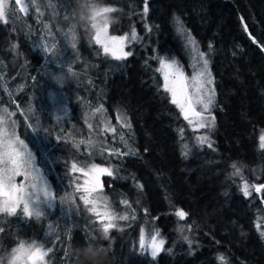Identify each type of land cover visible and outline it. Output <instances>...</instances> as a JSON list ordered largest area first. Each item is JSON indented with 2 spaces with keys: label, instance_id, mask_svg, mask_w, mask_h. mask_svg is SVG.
Listing matches in <instances>:
<instances>
[{
  "label": "trees",
  "instance_id": "trees-1",
  "mask_svg": "<svg viewBox=\"0 0 264 264\" xmlns=\"http://www.w3.org/2000/svg\"><path fill=\"white\" fill-rule=\"evenodd\" d=\"M6 2L12 11L0 21V110L14 113L55 208L40 220L0 214V251L38 240L52 248L48 264H79L74 249L90 239L107 250L105 264H264V187L255 188L264 186V0H102L116 9L110 35L137 34L126 46L132 55L119 61L85 29L70 31L75 0H23L27 14ZM186 33L208 56L215 80L212 147L188 137L157 71L161 59L185 66ZM60 71L70 79H55ZM56 101L66 103L64 117ZM94 141L101 146L91 147ZM73 163L113 170L102 177V195L109 210L129 219L114 221L108 239L99 238L92 205L80 200ZM142 228L165 241L155 258L140 248Z\"/></svg>",
  "mask_w": 264,
  "mask_h": 264
},
{
  "label": "snow or ice",
  "instance_id": "snow-or-ice-1",
  "mask_svg": "<svg viewBox=\"0 0 264 264\" xmlns=\"http://www.w3.org/2000/svg\"><path fill=\"white\" fill-rule=\"evenodd\" d=\"M147 2V0H146ZM16 4L19 6L21 13L27 14L28 8L22 3V0H16ZM6 6V7H5ZM12 11L9 8L6 0H0V21H6V15ZM116 9L106 7L101 9L103 13H112ZM147 6L144 8V13L147 14ZM176 23L178 30L181 33L184 32L180 19L177 17ZM95 34L92 37L95 44L99 45L103 49L105 55L111 56L115 60H125L132 55L131 51H125V47L131 41L137 39L135 29L131 33L129 38L125 35H109L108 25L103 27L95 25ZM150 30V29H149ZM74 39V37H73ZM188 40L191 44L195 45L194 39L191 35L188 36ZM75 48V43L72 44ZM211 47V46H209ZM199 61L202 62V67L196 72V75L191 77L189 81L185 72L179 66L176 61L160 60V68L157 71L161 72L163 77V90L170 94L171 103L175 105L181 115L191 125L195 118V126L198 129L214 127L215 118L209 119L205 113L210 115L211 106L214 103L215 89L210 88L209 85L213 83L211 78V72L209 70V60L206 55L199 53ZM71 71V69H69ZM191 89V91H190ZM197 105L200 106V110H197ZM98 112L102 109H97ZM13 112H10L7 108L0 110V214H4L8 217H16L22 214L24 218H33V211L37 212V220L46 216V209L53 207L52 201L55 198L51 185L47 182L44 175H42L35 167L34 157L28 150V146L25 141L20 139L16 134V122L12 119ZM126 127H131L130 124H126ZM91 127V126H90ZM110 130V129H109ZM181 135H183V129H181ZM199 142L204 144L208 143L209 147H212L210 141L206 136H200ZM261 149H264V134L260 137ZM187 149V145L184 146ZM118 153V150H116ZM110 155L112 152L109 153ZM128 153H124L127 155ZM185 154H187L185 152ZM233 168L236 165L233 164ZM73 174L79 173L80 176L76 177V180H80L82 183H76V190L83 192L80 196V200L84 205H92L88 209L89 212L96 215L100 221L107 220V223L102 224V231L108 239V233L110 229L116 228L114 223L116 220H128V215H116L109 210L106 197L94 196V193L102 192L103 184L101 182V176H113V170L111 168L101 167L97 164H92L90 167H78L76 163L71 166ZM239 174V169L236 168V172L233 175ZM23 177V180L18 182L17 178ZM261 187H257L256 191L260 192ZM244 195L247 197L250 195L248 191V185L245 184L242 189ZM103 201L104 211L98 210L97 205ZM127 205L128 201H122ZM176 215L181 219H184L186 213L183 211H177ZM134 218V217H133ZM182 230V229H181ZM2 231V229H0ZM160 233L151 236L150 242L146 243L145 232L142 228L140 231L139 245L143 250L147 247L150 251V255L155 258L162 250L165 244L164 239H158ZM264 236V232L261 233ZM86 243H92L90 239H86ZM28 250L24 246L23 240L20 241L17 250V256L21 258V264H23V254ZM52 252V248H47V252L41 254L39 249H35L33 253L28 256L27 264H42L45 256H49ZM222 262L224 257H218Z\"/></svg>",
  "mask_w": 264,
  "mask_h": 264
},
{
  "label": "clouds",
  "instance_id": "clouds-1",
  "mask_svg": "<svg viewBox=\"0 0 264 264\" xmlns=\"http://www.w3.org/2000/svg\"><path fill=\"white\" fill-rule=\"evenodd\" d=\"M34 6H39V0H32ZM6 7V6H5ZM102 0H75L74 20L70 22V31L80 27L85 29L89 34H95V25L103 27L105 24L108 27L118 23L117 17L110 13H103L101 9L106 8ZM54 78L66 82L70 77L64 71L55 73ZM99 142H92L91 147L99 148ZM33 218L37 219L36 210L33 211ZM100 239H106L103 232L100 234ZM21 241V240H20ZM20 241L6 251H0V264H21V258L17 256L18 245ZM25 248L28 250L23 254V264H27L28 256L35 249H39L40 253L47 252L44 244L38 240H23ZM74 254L79 264H105L107 258V250L102 246H96L92 243H86L85 246L74 249ZM42 264H48L47 256L44 257Z\"/></svg>",
  "mask_w": 264,
  "mask_h": 264
},
{
  "label": "rangeland",
  "instance_id": "rangeland-1",
  "mask_svg": "<svg viewBox=\"0 0 264 264\" xmlns=\"http://www.w3.org/2000/svg\"><path fill=\"white\" fill-rule=\"evenodd\" d=\"M15 3H16V0H15ZM22 3H24L23 2V0H22ZM16 6L19 8V6L16 4ZM108 34H109V32H108ZM110 35V34H109ZM93 36H94V34H93ZM188 36H189V34L188 33H186V34H182L181 35V38H182V40H183V45H184V47L186 48V50H188V53H187V60H186V64H185V66L184 67H182L176 60H174V61H176V63L179 65V66H181V68L183 69V71L185 72V75L188 77V79H189V81H191V77L192 76H194V75H196V72L202 67V62H200L199 61V53H201L202 51L200 50V48H199V46H198V44L195 42V45H193V44H191L190 42H189V40H188ZM195 41V40H194ZM99 46V45H98ZM101 49H102V47L101 46H99ZM102 51H103V49H102ZM125 51H126V47H125ZM204 53V52H203ZM205 55H206V53H204ZM206 57H208L207 55H206ZM208 59V58H207ZM172 59H168V60H166V61H173ZM209 70H210V72H211V67H210V61H209ZM160 74H161V72H160ZM211 78H212V80H213V83L211 84V85H209V87L210 88H214L215 89V80H214V77H213V75H212V72H211ZM161 79H162V88H163V83H164V81H163V77H162V74H161ZM190 91H191V89H190ZM167 93V92H166ZM168 94V96H169V98H170V100H171V97H170V94L169 93H167ZM215 96H216V90H215ZM57 98H61V96H58ZM56 104H55V107H54V109H55V112H57L58 114H59V116L60 117H64L65 116V114H66V112L68 111V107H67V105H66V103H58L57 101L55 102ZM215 97H214V103H213V105L211 106V109H210V115L208 114V113H205V115L209 118V119H211L212 117H214V115H213V109H214V107H215ZM197 107V110H200V106L199 105H197L196 106ZM179 110V109H178ZM180 111V110H179ZM90 117V116H89ZM183 117V116H182ZM183 119H184V117H183ZM193 119V124H189L188 123V121H186L185 119V123L187 124V128H186V132H187V135H188V137L189 138H191V139H195L196 140V142H197V144H200L201 145V143L199 142V137L200 136H206L207 138H208V140H209V138H210V134H211V132H212V129H213V127L211 128V129H208V128H204V129H198V128H196V126H195V118H192ZM16 128V127H15ZM16 134H17V131H16ZM17 136H18V134H17ZM182 137L184 138V146L186 145V140H185V137H186V133H184L183 132V135H182ZM21 139V138H20ZM25 144L28 146V150L32 153V155H33V157H34V164H35V167L37 168V169H39V171H40V173L42 174V175H44L45 176V178H46V180H47V182L50 184V182H49V180H48V177H47V175L45 174V172H44V170L41 168V167H39V165L37 164V162H36V158H35V155H34V152H33V150L31 149V147L27 144V142H25ZM206 144H207V142H205L204 143V145L203 146H206ZM99 166H101V165H99ZM90 167V166H89ZM101 167H104V166H101ZM88 168V167H87ZM106 168H109V167H106ZM78 176H80V174L78 173ZM104 176V175H103ZM103 176H101V182H102V177ZM82 177H81V179L79 180V183H82ZM23 180V177H18L17 178V181L18 182H20V181H22ZM51 185V184H50ZM52 187V186H51ZM258 186L257 185H255V188H257ZM52 190H53V188H52ZM103 191V190H102ZM54 193V192H53ZM82 194H84L83 192H82ZM94 196H102L103 197V195H102V192H98V193H94L93 194ZM52 204H53V207H51L50 209H46V216L48 215V214H51L52 212H53V210H54V208H55V200L53 199V201H52ZM97 208H98V210L99 211H101V212H103L104 211V204H103V201H101V203H99L98 205H97ZM99 219V218H98ZM100 221V220H99ZM102 224L103 223H107L108 221L107 220H104V221H100ZM262 225H263V229H264V219H262ZM152 235H154V234H149V233H145V240H146V243L147 242H150V240H151V236ZM158 239H159V237H158ZM147 254H149L150 255V251H149V249H147V247L145 248V249H143Z\"/></svg>",
  "mask_w": 264,
  "mask_h": 264
}]
</instances>
